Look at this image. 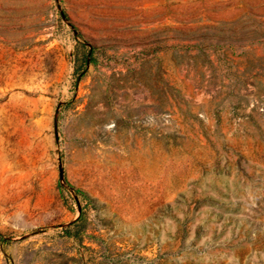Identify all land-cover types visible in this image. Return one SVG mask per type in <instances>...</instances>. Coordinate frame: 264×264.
<instances>
[{
  "label": "rangeland",
  "instance_id": "374dc122",
  "mask_svg": "<svg viewBox=\"0 0 264 264\" xmlns=\"http://www.w3.org/2000/svg\"><path fill=\"white\" fill-rule=\"evenodd\" d=\"M0 264H264V0H0Z\"/></svg>",
  "mask_w": 264,
  "mask_h": 264
}]
</instances>
